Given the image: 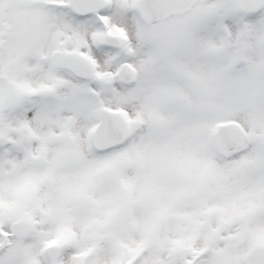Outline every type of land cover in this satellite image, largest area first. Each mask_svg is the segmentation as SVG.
Masks as SVG:
<instances>
[{"label": "snow or ice", "instance_id": "1", "mask_svg": "<svg viewBox=\"0 0 264 264\" xmlns=\"http://www.w3.org/2000/svg\"><path fill=\"white\" fill-rule=\"evenodd\" d=\"M0 264H264V0H0Z\"/></svg>", "mask_w": 264, "mask_h": 264}]
</instances>
